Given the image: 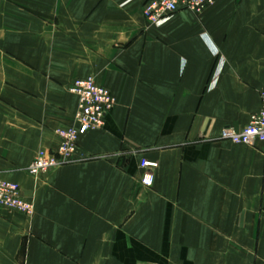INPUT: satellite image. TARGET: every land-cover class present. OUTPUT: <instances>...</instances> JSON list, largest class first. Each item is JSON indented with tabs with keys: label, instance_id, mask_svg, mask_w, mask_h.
Listing matches in <instances>:
<instances>
[{
	"label": "crops",
	"instance_id": "crops-1",
	"mask_svg": "<svg viewBox=\"0 0 264 264\" xmlns=\"http://www.w3.org/2000/svg\"><path fill=\"white\" fill-rule=\"evenodd\" d=\"M146 1L0 0V177L34 204L0 208V264H264V144L221 139L261 109L264 0L159 27ZM88 77L116 108L76 161L30 175Z\"/></svg>",
	"mask_w": 264,
	"mask_h": 264
},
{
	"label": "built area",
	"instance_id": "built-area-1",
	"mask_svg": "<svg viewBox=\"0 0 264 264\" xmlns=\"http://www.w3.org/2000/svg\"><path fill=\"white\" fill-rule=\"evenodd\" d=\"M215 1L147 0L143 6V15L150 24L159 27L180 10L200 15ZM70 91L78 98L75 122L72 126L58 130L60 141L54 150H42L32 161L27 170L34 177L76 161L80 150V140L91 132L103 129L107 116L117 106V99L111 90L99 85L93 77L76 80ZM221 139L237 145L264 144V92L261 95V109L251 115L249 124L241 131H236L231 127L224 128L221 132ZM140 167L145 171L142 177L143 186L152 188L156 180L155 171L158 163L142 160ZM0 208L29 217L34 214V204L23 197L20 185L1 177Z\"/></svg>",
	"mask_w": 264,
	"mask_h": 264
}]
</instances>
